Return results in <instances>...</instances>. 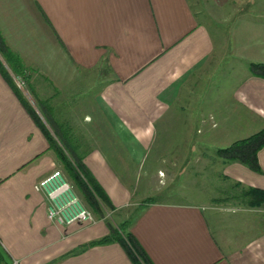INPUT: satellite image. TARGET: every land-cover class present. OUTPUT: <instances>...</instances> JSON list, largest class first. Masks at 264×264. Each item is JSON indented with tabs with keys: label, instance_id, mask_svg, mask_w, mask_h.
I'll list each match as a JSON object with an SVG mask.
<instances>
[{
	"label": "crops",
	"instance_id": "obj_1",
	"mask_svg": "<svg viewBox=\"0 0 264 264\" xmlns=\"http://www.w3.org/2000/svg\"><path fill=\"white\" fill-rule=\"evenodd\" d=\"M198 2L0 0V34L21 57L26 75L35 68L39 76L56 77V95L79 82V75L96 70L93 109L79 121L95 124L94 137L103 125L108 127L123 151L113 152L102 138L77 137L76 128L69 129L70 145L114 211L136 204L130 231L150 263L264 264V202L250 206L248 196L242 198L246 207L235 205L242 213L222 207L209 216L208 210L216 208L200 202H146L154 196L137 197L135 176L130 180L122 174L130 169L124 164L138 171L162 140L173 139L179 110L196 108L191 115L197 114L200 121H195L202 125L212 115L217 124L211 127L214 139L225 147L264 129V76L251 70L252 63H264V10L252 16L245 4L233 3L245 14H234L228 36H223L211 29L215 23L219 27L220 20L198 10ZM226 58L232 59L228 67L223 66ZM206 88L211 94L203 98ZM70 102L76 107L81 101ZM53 119L56 128L63 123ZM45 129L54 137L0 71V264H135L120 242L89 245L110 233L103 218L72 226L49 218L45 196L35 186L62 162ZM218 155L212 168L218 164L214 172L219 178L223 175L235 188L264 192V147L257 153L258 170ZM123 156L127 162L117 158L115 164L113 158ZM201 161L204 167L209 162ZM220 195L214 194V203L225 199ZM239 198L235 194L233 199Z\"/></svg>",
	"mask_w": 264,
	"mask_h": 264
},
{
	"label": "rangeland",
	"instance_id": "obj_2",
	"mask_svg": "<svg viewBox=\"0 0 264 264\" xmlns=\"http://www.w3.org/2000/svg\"><path fill=\"white\" fill-rule=\"evenodd\" d=\"M199 9L201 11L204 10L206 14L210 16V19L220 20V25L217 27L218 23H215L216 27H212V32L214 31L216 34H221L223 36H228L229 33V26L228 23L231 18H234V14L237 16L244 15V9H252L250 13L252 16L262 15L260 10H264V0H197ZM235 3L237 5H246V7L242 11H236L238 7L234 8L231 5ZM234 5V4H233ZM232 8V9H231ZM235 9V10H234ZM248 14V13H247ZM264 15V14H263ZM239 19V18H237ZM22 20V19H21ZM21 24L25 21H21ZM222 20V21H221ZM255 23V22H253ZM37 26V24H36ZM26 30H28L26 28ZM20 32H24V28L19 29ZM35 34L31 35L32 42L36 44V37L38 33L34 29ZM23 36V35H22ZM43 36H39L42 38ZM30 38V39H31ZM34 39V40H33ZM36 55V45L34 46V52H32L31 56L33 57V62H37L35 59ZM0 58L10 74L13 77L14 82L18 85L20 91L23 95L27 98L30 102V105L33 106L36 114L39 116L40 121L45 124L48 128H50L51 132L54 134L57 142L65 148L64 144L60 137H58L57 133H59V128H56V124L52 121L51 123L48 122V119L44 115L45 109L42 107L40 108V103L46 102L51 107V115L56 118V120H60L63 122V128L69 127L71 129L76 128L74 132L77 137L83 136L87 134L91 139L94 138H102L105 147H112L113 152L121 153L123 150L116 145V142L113 140L112 131L106 127L102 126V131L98 132L96 137L93 134V126L94 123L85 124L84 122H80L81 116L85 115L86 113L90 112L92 107V99H91V89L93 86H96L94 83L95 81H99V76H96V70L88 72L86 74L79 75L78 79L79 82L73 84L72 87L67 88L64 92L61 91L59 95H56V91L54 89V81L56 77L47 76L42 77L37 74V70L33 68V70H29L27 73V77L20 78L19 76L15 75L11 68L9 67L8 63L2 57L0 53ZM232 59L226 58L223 62L224 67H228L231 65ZM37 66V64H36ZM55 79V80H54ZM81 79V80H80ZM94 81V82H93ZM57 82V81H55ZM29 83V84H28ZM209 83H206L205 86H208ZM90 90V91H88ZM211 91L208 92V89L204 90L202 93L203 98L207 95H210ZM76 96V97H75ZM38 97L40 99H38ZM202 97V96H201ZM76 100L79 102V106H75V102H70V99ZM197 101V96L194 98ZM179 115L177 116L178 120H175L176 123L173 124L174 128L172 130L173 139H169L164 141L167 145V149H164L165 143L161 142V145L158 146V150L156 149L155 152L151 155H147L144 159L143 164L140 166L138 171H132V167L129 164H124L123 168L128 169L129 171L122 172L123 175L126 176L128 179H133L135 176L136 178V188L138 189L137 197H144V195H151L154 196V200H175V201H190L193 203H203L207 204L208 206L216 209H209L208 213L211 216L214 210L222 207H229L235 210V213H242V207H235L236 204L243 205L242 198H248L247 190L242 187L235 188L234 183L228 181L227 178H224L223 175L221 178L219 172H214L217 167L212 168L213 161H217L219 155L217 150L220 148H224V145H218V141H215L213 130L211 127H216L217 124L214 122V118L212 115L209 117L210 122H204L203 125L200 122L195 121V119L199 120L197 114V109L194 108L191 111V107L189 111L187 110H179ZM84 119V118H83ZM80 120V121H79ZM194 120V122H191ZM205 126V127H203ZM99 127V126H98ZM55 130H54V129ZM201 128L198 132V129ZM210 128V129H209ZM207 129V130H206ZM104 130V131H103ZM187 134L186 136H184ZM110 136V140L108 137ZM112 137V140H111ZM100 140V139H99ZM98 141L92 140L91 143ZM107 144V146H106ZM224 144V143H222ZM116 149V150H115ZM157 151V152H156ZM65 152H67L65 150ZM68 153V152H67ZM202 154L205 156H202ZM208 154V155H207ZM69 155L72 156V154ZM204 158L206 167L202 166V161L197 162L198 159ZM123 159L124 163L127 161L125 157H114L113 160L115 164H118V159ZM224 158V157H222ZM128 160V159H127ZM225 161H227L224 158ZM123 164V162H122ZM157 165V166H155ZM151 167H154L151 169ZM204 168V169H202ZM59 170L63 173L65 178L70 182L73 186L74 193L81 198L83 204L88 207L95 217V220L98 221L101 215L96 213L95 207L90 204L86 196L84 195L81 188L75 183V181L70 177L69 173L65 169V167L60 165ZM81 176L84 177V174L80 172ZM136 193L135 188L131 189ZM214 194H221V197H225L223 201H216L214 203L213 196ZM235 194L239 195V199L235 198ZM241 194V195H240ZM247 196V197H246ZM136 200V197L134 198ZM232 199V200H231ZM68 201V200H67ZM135 202V201H134ZM66 204V202H63ZM62 203V207L64 208V204ZM136 203V202H135ZM220 204V205H219ZM232 204L234 206H232ZM223 205V206H222ZM102 208L105 211V215L103 217L104 220L107 222H111L114 226H119L122 222L129 221L130 230L132 220L134 219V215L136 213L135 209H137L136 204L127 206L126 208L113 211L108 210L109 207H106L105 204L101 203ZM253 208V207H252ZM247 209L252 210L250 207ZM227 211V210H226ZM227 213V212H226ZM230 218H234V213H228ZM212 222L216 223L214 218L212 217ZM57 223V222H56ZM59 224V223H57ZM128 224V222H127ZM62 225V224H59ZM75 225V224H74ZM88 225V224H83ZM65 226V225H64ZM68 226V225H66ZM72 226V225H70Z\"/></svg>",
	"mask_w": 264,
	"mask_h": 264
},
{
	"label": "trees",
	"instance_id": "obj_3",
	"mask_svg": "<svg viewBox=\"0 0 264 264\" xmlns=\"http://www.w3.org/2000/svg\"><path fill=\"white\" fill-rule=\"evenodd\" d=\"M0 53L2 57L5 59V61L8 63L9 67L11 68L12 72L15 75L19 76L22 79L27 77L26 75L27 68L23 63L21 57L7 45L1 34H0ZM251 70L253 71L254 74H259L264 76V63H252ZM0 71L4 75V77L7 78V80L11 83L14 90L21 99L22 103L28 108L31 114L38 119L40 124H43L40 121L39 116L36 114V111L34 110L33 106L30 105V102L27 100V98L23 95L19 87L14 82L12 75L10 74V72L2 62L1 58H0ZM39 106L40 108L42 107V111L43 108L45 109L46 112H44V115L48 119V122L51 123L52 121L54 123L53 116L51 115L52 114L51 107L46 102L40 103ZM58 128L60 134L57 133V135L62 140V143L64 144L65 148L63 149V147L59 144V142H57V140L54 139L53 136H51L50 131L45 129V132L48 134V137L51 141V146L55 149L59 160L62 162L63 166L69 173L70 177L75 181L78 187L82 189L84 195L86 196L90 204H92L95 207L96 213L98 215H101L100 218H103L105 215L104 214L105 211L102 208L101 203L105 204L106 207H109L108 210L110 209L114 211L116 207L114 206L113 202L111 201L107 193L98 183L92 172L84 164L83 157L74 154L76 150L75 147H71L70 145L72 142V137H71L72 133L69 130L70 128L66 127L64 129L63 124L59 125ZM262 147H264V129L247 138L237 140L233 144L227 147L219 149V153L227 161L237 160L248 165L254 170H258L259 165H258L257 153L259 149ZM65 150L68 153L65 152ZM69 152L70 154H72V156L69 155ZM80 172L84 174V177L81 176ZM247 193L252 198V200L250 201V206H258L263 204L264 192L255 189H248ZM152 201L153 199L150 198L147 199L146 202H152ZM107 224L110 228V233L102 237L101 239L90 243L89 245L104 244V243L117 241L120 242L126 248L127 252L134 260L135 264H152L150 263L145 253H143V251L139 247L132 232L128 229L130 225L129 221L122 222L117 227L114 226L111 222H107Z\"/></svg>",
	"mask_w": 264,
	"mask_h": 264
},
{
	"label": "built area",
	"instance_id": "obj_4",
	"mask_svg": "<svg viewBox=\"0 0 264 264\" xmlns=\"http://www.w3.org/2000/svg\"><path fill=\"white\" fill-rule=\"evenodd\" d=\"M35 187L44 194L49 218L54 222L68 226L97 222L93 212L74 193L73 186L59 169L40 179Z\"/></svg>",
	"mask_w": 264,
	"mask_h": 264
}]
</instances>
